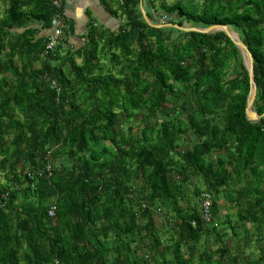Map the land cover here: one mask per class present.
<instances>
[{"label": "trees", "instance_id": "16d2710c", "mask_svg": "<svg viewBox=\"0 0 264 264\" xmlns=\"http://www.w3.org/2000/svg\"><path fill=\"white\" fill-rule=\"evenodd\" d=\"M61 2L0 0V264H264V0H142L171 27L99 0L120 23L76 48ZM186 22L248 47L259 119L240 50Z\"/></svg>", "mask_w": 264, "mask_h": 264}, {"label": "water", "instance_id": "95a60500", "mask_svg": "<svg viewBox=\"0 0 264 264\" xmlns=\"http://www.w3.org/2000/svg\"><path fill=\"white\" fill-rule=\"evenodd\" d=\"M139 8L140 11L142 13V16L144 18V20L152 26H156V27H171L172 24H165V23H156V24H152L144 9H143V5H142V0H140V4H139ZM174 27L186 30V31H196V32H201V33H210L216 30H222L223 32H225V34L232 40V42L235 44V46L240 50V53L243 57V63L248 71V75H249V82H250V91H249V95L247 98V102H246V107H245V114H246V118L250 121H255L257 119H259L261 116L257 114V112L253 109V103L256 97V85L254 82V74H253V57L252 54L250 52V50L248 49V47L239 39V36L236 32L230 30L227 26L225 25H218V24H214V25H210L207 27H183V26H178V25H173ZM264 115V114H263ZM262 115V116H263Z\"/></svg>", "mask_w": 264, "mask_h": 264}, {"label": "crops", "instance_id": "0c3cea01", "mask_svg": "<svg viewBox=\"0 0 264 264\" xmlns=\"http://www.w3.org/2000/svg\"><path fill=\"white\" fill-rule=\"evenodd\" d=\"M97 1L101 6L99 0H64L63 14L66 19L72 20L74 23V33L69 37V43L72 44L73 48L82 45L83 39L81 38V34L84 32L89 18H93L94 15V10L88 7V5L95 7L94 4ZM101 8L104 13L109 15L107 12L104 11L102 6ZM104 22L105 23H102V25L106 27H111V25H114L116 23L115 20L112 21L111 18H105ZM41 33L47 36L51 35L52 27L49 29H43Z\"/></svg>", "mask_w": 264, "mask_h": 264}, {"label": "built area", "instance_id": "2783aa9c", "mask_svg": "<svg viewBox=\"0 0 264 264\" xmlns=\"http://www.w3.org/2000/svg\"><path fill=\"white\" fill-rule=\"evenodd\" d=\"M50 1L52 6H54L56 9H59L62 5L61 0H50ZM51 27H52V33L51 35H49L46 43L47 50H53V48L56 46V44L61 39V36L63 34L62 20L58 12H55L51 19ZM209 205H210L209 200L205 198L202 204V212H201V217L205 223H209L211 221V213L209 212ZM53 209L54 207L51 208L49 214L51 215L53 214ZM192 225H194V222H192Z\"/></svg>", "mask_w": 264, "mask_h": 264}, {"label": "rangeland", "instance_id": "374dc122", "mask_svg": "<svg viewBox=\"0 0 264 264\" xmlns=\"http://www.w3.org/2000/svg\"><path fill=\"white\" fill-rule=\"evenodd\" d=\"M95 5V7H92V6H90V5H88V7H90V8H92L93 10H94V15H93V18L95 19V21L98 23V24H102V23H105L104 22V19L105 18H111V20L113 21V20H115V22L117 23V24H119L120 22H119V20H116V19H114V18H112V17H110L109 15H107L106 13H104L103 12V10H102V8H101V6L99 5V3H98V1L94 4ZM97 7H99V8H97ZM1 8V11L4 9V6H1L0 7ZM163 20V19H162ZM114 24V25H111V27H113V28H116L117 27V24ZM163 23V22H162ZM185 27H200V28H202L201 26H199L198 24H194V23H187L186 22V24H185ZM39 65L38 64H35V67H38ZM239 68V67H238ZM238 70H240V69H238ZM229 72H231V70H229ZM178 89H180V85H177L176 86ZM137 119V118H136ZM137 126V125H136ZM134 130H136V128L134 129ZM205 244H206V247L207 246H210V247H212L213 246V244H214V239H213V236L212 235H209L208 237H207V239H205ZM210 247H208L207 249H209Z\"/></svg>", "mask_w": 264, "mask_h": 264}]
</instances>
